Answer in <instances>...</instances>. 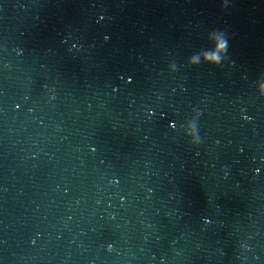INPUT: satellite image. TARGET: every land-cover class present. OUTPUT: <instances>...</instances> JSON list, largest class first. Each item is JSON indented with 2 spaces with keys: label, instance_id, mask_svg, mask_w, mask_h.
Masks as SVG:
<instances>
[{
  "label": "water",
  "instance_id": "95a60500",
  "mask_svg": "<svg viewBox=\"0 0 264 264\" xmlns=\"http://www.w3.org/2000/svg\"><path fill=\"white\" fill-rule=\"evenodd\" d=\"M0 264H264V0H0Z\"/></svg>",
  "mask_w": 264,
  "mask_h": 264
},
{
  "label": "clouds",
  "instance_id": "9594fccd",
  "mask_svg": "<svg viewBox=\"0 0 264 264\" xmlns=\"http://www.w3.org/2000/svg\"><path fill=\"white\" fill-rule=\"evenodd\" d=\"M221 7L224 8L225 5L222 4ZM217 47H218V49L221 50V51H226V50H227V41L224 40V41L220 42V43L218 44Z\"/></svg>",
  "mask_w": 264,
  "mask_h": 264
}]
</instances>
